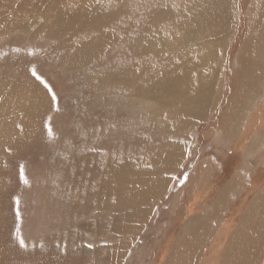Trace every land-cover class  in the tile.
<instances>
[{
    "label": "rangeland",
    "instance_id": "1",
    "mask_svg": "<svg viewBox=\"0 0 264 264\" xmlns=\"http://www.w3.org/2000/svg\"><path fill=\"white\" fill-rule=\"evenodd\" d=\"M57 2L55 33L0 41L38 112L1 163L2 264H264V0Z\"/></svg>",
    "mask_w": 264,
    "mask_h": 264
},
{
    "label": "bare ground",
    "instance_id": "2",
    "mask_svg": "<svg viewBox=\"0 0 264 264\" xmlns=\"http://www.w3.org/2000/svg\"><path fill=\"white\" fill-rule=\"evenodd\" d=\"M57 1H65V0H0V41H3L4 39V36L5 38L9 35L8 33L11 32L13 34H19L20 31L22 32V34L24 32H28V33H31L33 31H37V30H40L43 34H48L49 35V32H54V29L50 27V25L47 27V28H44L43 30H41L39 27H36L35 26V23L37 22L38 18L40 17V10H44L45 8L49 9L51 7H53L54 5H56L55 2ZM45 2H48V3H51V4H48V3H45ZM59 3V2H57ZM216 4V3H215ZM219 4V3H218ZM211 5V4H210ZM217 5V4H216ZM218 6V5H217ZM215 7V6H214ZM213 7V9H214ZM221 8V7H220ZM218 10V9H217ZM221 11V9H219ZM216 11V10H215ZM214 12V11H213ZM216 13V16H217V12H214ZM220 13V12H219ZM157 14V13H156ZM209 15V13H208ZM214 15V14H213ZM219 15V14H218ZM221 15V14H220ZM219 15V16H220ZM60 15L57 19V23L59 25H61V32H65V29H64V26H66V29L68 27V31H71V28L76 31L77 30V24H75V20H76V17L74 14H70V15ZM197 16V15H196ZM212 16V15H210ZM217 16V17H219ZM221 18V17H220ZM196 19V18H194ZM207 19L209 20L210 18L207 17ZM213 20V18L211 19ZM209 20V21H211ZM209 21L207 22L208 25H210ZM219 21V20H218ZM206 22V21H205ZM48 23H51V22H48ZM74 23V24H73ZM213 23V22H211ZM98 24V23H97ZM216 24V23H214ZM221 24V23H220ZM204 25V24H203ZM206 25V24H205ZM218 25V23H217ZM216 25V26H217ZM223 25V24H221ZM54 26V25H53ZM199 26V25H198ZM202 27V26H201ZM206 27V26H205ZM204 27V28H205ZM210 27V26H209ZM219 27V26H218ZM221 27V26H220ZM203 29V28H201ZM209 29V28H208ZM217 28L216 27H213L209 30H216ZM219 29V28H218ZM198 30V29H197ZM200 30V29H199ZM198 30V31H199ZM204 30H202L203 32ZM81 32V31H80ZM156 32V31H155ZM197 32V31H196ZM57 33V32H56ZM72 33V32H71ZM42 34V35H43ZM58 34V33H57ZM41 35V36H42ZM47 35V36H48ZM51 36V35H50ZM63 36V35H62ZM43 37H46L43 35ZM49 37V36H48ZM68 40V39H67ZM109 40V39H108ZM87 44V43H86ZM143 44V43H142ZM180 49V48H179ZM231 49V48H230ZM95 50V49H94ZM81 52V51H80ZM82 53V52H81ZM79 55H82V54H79ZM90 55H91V52H90ZM147 56V55H146ZM88 57V56H87ZM140 57V56H139ZM147 57H150V56H147ZM79 60V59H78ZM85 60V59H84ZM181 76V75H180ZM179 76V77H180ZM182 77V76H181ZM208 80V78H207ZM171 81V80H170ZM180 81V80H179ZM174 82L177 84L176 87L179 86V82L176 80H174ZM154 84V83H153ZM10 86V85H9ZM8 86V88H9ZM14 86V85H13ZM153 86V85H152ZM168 86V85H167ZM170 86V85H169ZM172 86H173V82H172ZM172 86L169 88L170 90V93H171V90H172ZM248 86V85H247ZM147 87V86H146ZM209 87V86H208ZM12 89V86L10 87ZM164 88V87H163ZM10 89V90H11ZM36 89V88H35ZM162 90V89H161ZM168 90V91H169ZM174 90V89H173ZM167 91V90H166ZM206 91V90H205ZM22 92V90L17 87L15 90H12V91H8L7 90V87L3 88L1 87L0 88V168L2 167L1 163L3 164V162L8 159L7 156L9 154H13L19 146L21 145H24L25 143L31 141V135H30V130L31 129H34V119H35V116L36 114L38 113L37 110H36V107L34 106H30L28 105L27 107H30V109L28 111H25L24 109H22L21 105H23L24 107H26V104L22 101V97H20V93ZM141 94H144L143 91H140ZM164 92V91H163ZM31 93V92H30ZM166 93V92H165ZM169 93V92H167ZM166 93V94H167ZM175 93V91H174ZM173 93V94H174ZM178 93V91H177ZM175 93V94H177ZM182 93V92H181ZM32 94V93H31ZM174 94V96H175ZM179 94V93H178ZM34 95V94H33ZM200 95V94H199ZM198 95V96H199ZM23 96V95H22ZM26 96V95H25ZM29 96V95H28ZM204 96V95H203ZM202 96V97H203ZM205 96H207V94L205 93ZM204 96V97H205ZM179 97V98H178ZM186 97V96H185ZM201 97V98H202ZM203 97V98H204ZM243 97V96H242ZM154 99V96L152 95V97ZM244 98V97H243ZM25 99V98H24ZM159 100V103H161L162 105L164 106H167V107H171L170 105H172L174 108L175 104H179L178 101L180 100V94L179 95H176L175 97H171L169 95H165V96H159L157 98ZM245 99V98H244ZM163 100L167 103V104H164L163 103ZM202 101V99H200ZM21 101L24 103V104H21ZM242 101V100H241ZM263 101V100H262ZM27 102V101H26ZM197 102V101H196ZM206 102V100H205ZM239 103V102H238ZM232 104V103H231ZM240 104V103H239ZM197 106V104H194ZM194 105H190V106H187L186 109L189 110V111H194ZM237 106V105H236ZM199 107V105H198ZM197 107V108H198ZM234 107V106H233ZM32 108V109H31ZM155 109V108H154ZM176 109V108H175ZM24 110V111H22ZM197 110V109H196ZM231 112V111H230ZM195 113V112H194ZM193 113V114H194ZM233 113V112H232ZM235 113V112H234ZM233 113V114H234ZM192 116V115H191ZM237 117V116H236ZM258 117H260L258 115ZM223 118V117H221ZM245 118V117H244ZM220 121V120H219ZM226 122V121H225ZM262 121H260L261 123ZM264 122V121H263ZM242 124V123H241ZM250 124V123H249ZM248 124V125H249ZM253 124V123H252ZM257 125V123H255ZM254 124V125H255ZM234 127H235V124H233ZM264 125V123H263ZM32 126L34 128H32ZM260 126V125H259ZM258 126V127H259ZM223 128V127H222ZM236 128V127H235ZM234 128V129H235ZM262 128V127H261ZM238 129V128H237ZM256 129V128H254ZM259 129V128H258ZM236 130V129H235ZM32 131V130H31ZM35 131V130H34ZM33 131V133H34ZM239 131H241L239 129ZM249 131V130H248ZM247 131V134L246 136L249 134ZM259 131V130H258ZM253 132V131H252ZM251 132V134H252ZM31 133V134H33ZM238 133V132H237ZM246 133V131H245ZM244 133V134H245ZM36 134V133H35ZM239 134V133H238ZM243 134V133H242ZM34 135V134H33ZM232 135V134H230ZM35 136V135H34ZM242 136V135H241ZM250 136V135H249ZM240 137V136H238ZM248 137V136H247ZM246 138V137H245ZM244 138V139H245ZM33 139V138H32ZM237 139H235L236 141ZM246 140V139H245ZM244 140V141H245ZM237 142V141H236ZM243 142V141H242ZM246 142V141H245ZM244 142V143H245ZM239 145V144H238ZM237 145V146H238ZM241 146V145H240ZM243 146V145H242ZM24 147V146H23ZM238 148V147H237ZM241 147H239L240 149ZM253 148V147H252ZM234 149V148H233ZM242 151V149H241ZM7 161V160H6ZM264 167V166H263ZM0 170H5V169H0ZM9 172V171H8ZM9 175V174H8ZM0 176H2L0 174ZM1 178H4V176H2ZM258 178V177H257ZM257 178L255 179V181L257 180ZM134 179V178H133ZM137 180V179H136ZM263 180V179H262ZM253 181V180H252ZM255 186L257 185V181L255 182ZM259 181V180H258ZM10 183V182H9ZM208 186V185H207ZM258 187H260V183H258ZM6 190V189H4ZM153 190H155L153 188ZM152 192L154 191H151V190H147L145 191L144 194H146L147 196H144L143 194H139L138 198L133 202V203H136V204H140V203H143V202H146L150 197H148ZM210 192V191H209ZM132 203V204H133ZM260 203V202H258ZM132 204L130 205V207H132ZM200 204V203H199ZM261 204V203H260ZM202 205V204H201ZM144 207V205H141ZM235 211V210H234ZM239 213V212H238ZM229 218V217H228ZM231 218V217H230ZM231 224V223H230ZM243 225V224H242ZM221 230H224V229H221ZM220 230V231H221ZM202 232V231H201ZM224 232V231H223ZM225 233V232H224ZM223 233V234H224ZM221 234V236L223 235ZM219 236V237H221ZM226 236V235H225ZM218 237V238H219ZM238 239H240V237H238ZM3 240V239H2ZM190 240V239H189ZM215 244V242H214ZM263 244V243H262ZM216 245V244H215ZM3 246V245H2ZM216 247V246H214ZM213 251L214 249L212 248L211 250H209V247L207 248V252L210 254V252L212 253L213 255ZM219 251V249H218ZM241 251V250H240ZM206 253V252H205ZM226 254H229L231 255L232 254V251H229L228 253ZM197 255V254H196ZM205 256V255H204ZM193 257V256H192ZM206 257V256H205ZM224 257V256H223ZM238 257V256H237ZM195 258V257H194ZM230 258V257H229ZM6 259V257L4 258ZM239 259V257H238ZM7 262V259L6 261ZM211 261H210V258H206L204 260V262H202L201 264H209ZM215 262V261H213ZM0 263L2 264V261H0ZM239 263V262H238ZM213 264V263H212ZM231 264V263H230Z\"/></svg>",
    "mask_w": 264,
    "mask_h": 264
}]
</instances>
